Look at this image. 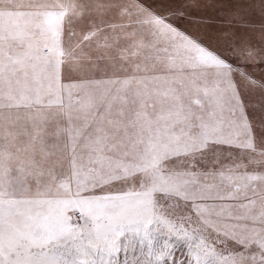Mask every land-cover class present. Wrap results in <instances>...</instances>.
<instances>
[{"label":"snow or ice","instance_id":"1","mask_svg":"<svg viewBox=\"0 0 264 264\" xmlns=\"http://www.w3.org/2000/svg\"><path fill=\"white\" fill-rule=\"evenodd\" d=\"M0 264H264V0H0Z\"/></svg>","mask_w":264,"mask_h":264}]
</instances>
